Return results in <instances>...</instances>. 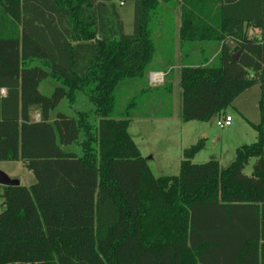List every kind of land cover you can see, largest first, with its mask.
<instances>
[{"label": "trees", "instance_id": "1", "mask_svg": "<svg viewBox=\"0 0 264 264\" xmlns=\"http://www.w3.org/2000/svg\"><path fill=\"white\" fill-rule=\"evenodd\" d=\"M116 1L134 2L132 34ZM171 1L181 49L221 45L181 68L182 120L209 121L258 84L260 121L228 166L193 162L199 141L178 174L155 176L129 128L141 103L172 115V82L147 84ZM249 29L264 30V0H0V162L36 179L0 185V264H264V38ZM129 79L141 86L120 108ZM65 99L72 113L52 116Z\"/></svg>", "mask_w": 264, "mask_h": 264}, {"label": "rangeland", "instance_id": "2", "mask_svg": "<svg viewBox=\"0 0 264 264\" xmlns=\"http://www.w3.org/2000/svg\"><path fill=\"white\" fill-rule=\"evenodd\" d=\"M178 3L179 1H175L174 4H172V1L164 3L165 6L160 10V13L162 15L169 13L180 14ZM116 4L118 13L124 24V31L132 34L134 30V2L124 1L121 4V1H116ZM204 45H208V49L210 50H216L215 44L212 42H207ZM215 46L217 47V45ZM157 48L159 53L161 48L159 40L157 41ZM210 50L200 54L197 59L188 55L185 61L193 60L192 62L194 63H200L206 59H209L210 62L216 61V53L210 52ZM154 62V60L151 62L152 68ZM139 81L138 79H129L119 86L116 95L120 108H123L133 100L132 96L136 93V88L141 86ZM55 85L56 83L52 80L46 79L41 83L40 90L45 94H49ZM248 89L247 91H243L223 113L215 115L206 122L182 120L180 83L176 85L173 91L174 104L172 117H149L154 116V114H162L166 107L162 109L157 108L158 105L151 107L149 103L147 105L141 103V107L134 110L129 132L141 150L142 155L147 160L154 175L178 174L181 160L184 158V150L203 140L206 145L194 155L193 162L204 163L210 159H217L222 166H228L234 160L238 147L244 143L250 144L257 139V132L251 122L259 123L260 121L258 98H260L261 91L258 85ZM134 96L137 98L138 94ZM141 101H143V98H141ZM61 110L72 113V109L69 108V103L66 99L60 103L54 114ZM142 113L149 115H142ZM225 115H231L233 121L230 126L220 128L217 125V120L219 117ZM204 131L207 132L205 136L203 134ZM254 160L251 159L250 163L246 166L245 172L247 174L251 173ZM0 170L12 176V178L19 179L21 185L29 187L36 181L32 170L27 168L21 161H2L0 162ZM0 202H2L1 199Z\"/></svg>", "mask_w": 264, "mask_h": 264}, {"label": "crops", "instance_id": "3", "mask_svg": "<svg viewBox=\"0 0 264 264\" xmlns=\"http://www.w3.org/2000/svg\"><path fill=\"white\" fill-rule=\"evenodd\" d=\"M181 24H182L181 12H180V14L169 13L167 15H163V16H161L159 23H157V27L155 29V35L154 36H155V41H156L155 56L156 55H158V56L154 57V59H153L155 61L154 65H153V68L152 67L150 68L149 75L147 77L148 86L157 87V86L163 85L165 82H172L173 91H174L176 85L178 83H180V72H181V68L183 67L184 63H192L194 65L198 64V63L192 62L193 60L186 62L185 60H186L187 56L191 55L193 58L197 59V57L200 54H202L205 51L210 50V49H208V45H204L207 43V41L195 42V43L188 45L187 47L185 46L184 50L181 49V40H180ZM249 34L252 36H255L258 39L264 38V30L249 29ZM158 40H159V43L161 45L159 53H158V48H157V41ZM213 43L215 45H217V47L214 45L216 50L212 49V50H210V52H214L217 55V53L220 51L221 45H218L216 42H213ZM229 43L231 44V42H229ZM190 47H192V48H190ZM156 59H157V61H156ZM209 62H210V60H209ZM151 73H162L164 76L163 77V83L159 84V85L152 84L150 82V79H149V76ZM3 91H4V93H3ZM260 91H261V89H260ZM1 93L5 94L6 89H2ZM260 94H261V92H260ZM172 102H173L172 106H171L172 115L169 117L173 116L174 98L172 99ZM258 105H259V98H258ZM52 116H54V112L52 113ZM145 117H147V116H145ZM149 117H157V116L154 114V116H149ZM32 118L34 120H39L40 119V113L38 111H34L32 113ZM251 123H253V122H251ZM203 134L205 136V135H207V132L204 131ZM256 137H257V135H256ZM244 144H247V143H244ZM10 177H12V176H10Z\"/></svg>", "mask_w": 264, "mask_h": 264}, {"label": "built area", "instance_id": "4", "mask_svg": "<svg viewBox=\"0 0 264 264\" xmlns=\"http://www.w3.org/2000/svg\"><path fill=\"white\" fill-rule=\"evenodd\" d=\"M123 2H121L122 4ZM163 74L162 73H151L149 76L150 82L154 85H159L163 83ZM4 93V91H3ZM233 121V118L231 115H225L223 117H219V119L217 120V125L220 128H225L231 125ZM2 202H0L1 205Z\"/></svg>", "mask_w": 264, "mask_h": 264}, {"label": "water", "instance_id": "5", "mask_svg": "<svg viewBox=\"0 0 264 264\" xmlns=\"http://www.w3.org/2000/svg\"><path fill=\"white\" fill-rule=\"evenodd\" d=\"M237 58V56H235ZM0 185L4 186H18L20 185L19 179L10 177L7 173L0 170Z\"/></svg>", "mask_w": 264, "mask_h": 264}]
</instances>
